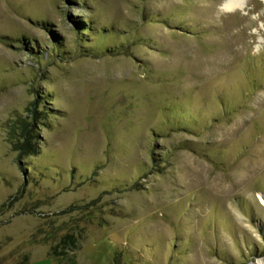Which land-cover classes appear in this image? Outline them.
<instances>
[{"label":"rangeland","instance_id":"obj_1","mask_svg":"<svg viewBox=\"0 0 264 264\" xmlns=\"http://www.w3.org/2000/svg\"><path fill=\"white\" fill-rule=\"evenodd\" d=\"M224 1L0 0V264L264 262V4Z\"/></svg>","mask_w":264,"mask_h":264},{"label":"trees","instance_id":"obj_2","mask_svg":"<svg viewBox=\"0 0 264 264\" xmlns=\"http://www.w3.org/2000/svg\"><path fill=\"white\" fill-rule=\"evenodd\" d=\"M36 112L37 111H35V113ZM38 115L36 113L34 117V121L32 123L24 121L20 124L21 139L17 143L18 149L16 150L25 153L27 156H36L38 154V148L36 147V144L32 143L36 139L33 128H34V123L38 121V117H37ZM69 237L70 236L67 235L64 237L63 240L66 241V239H68ZM54 255H56V253H54L52 256ZM52 259L57 262H60L59 258L54 257Z\"/></svg>","mask_w":264,"mask_h":264},{"label":"bare ground","instance_id":"obj_3","mask_svg":"<svg viewBox=\"0 0 264 264\" xmlns=\"http://www.w3.org/2000/svg\"><path fill=\"white\" fill-rule=\"evenodd\" d=\"M264 4V0H260ZM247 0H225L222 4V9L226 12H234V11H245L247 7ZM261 203L264 205V196L259 195ZM264 262H259V264H263Z\"/></svg>","mask_w":264,"mask_h":264}]
</instances>
